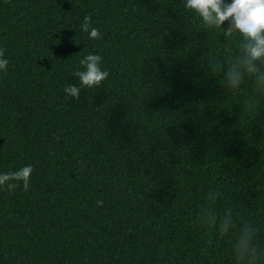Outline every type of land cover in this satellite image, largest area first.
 I'll return each instance as SVG.
<instances>
[{
	"label": "trees",
	"instance_id": "1",
	"mask_svg": "<svg viewBox=\"0 0 264 264\" xmlns=\"http://www.w3.org/2000/svg\"><path fill=\"white\" fill-rule=\"evenodd\" d=\"M242 43L184 0H0V174L33 167L0 186V264H235L248 225L264 247V91L223 81ZM88 54L109 76L77 99Z\"/></svg>",
	"mask_w": 264,
	"mask_h": 264
},
{
	"label": "clouds",
	"instance_id": "2",
	"mask_svg": "<svg viewBox=\"0 0 264 264\" xmlns=\"http://www.w3.org/2000/svg\"><path fill=\"white\" fill-rule=\"evenodd\" d=\"M185 7L195 12L208 28L224 29L226 37H232L239 33L243 38L240 54L234 62H229L227 71L223 74L226 88L235 91L240 88L245 77L254 79L259 90L264 91V70L260 67L264 64V0H184ZM228 22L225 29L223 25ZM83 32L89 34L90 38L101 37L99 30L92 26L90 15L84 17L81 25ZM5 49L0 48V71L7 72L8 59L5 58ZM102 57L98 54H88L80 60L83 70L76 71L74 75L78 78L79 85H67L64 89L69 96L79 98L81 88H94L102 84L109 76L107 70L101 67ZM208 66L216 71L217 62L211 60ZM256 103L248 102V109L255 111ZM33 172L31 165L24 166L14 172L0 174V186H6L8 191H14L23 182V189L29 190L30 176ZM102 205V201H97ZM232 218L229 214L219 222V232L227 234L232 229ZM258 229L248 225L238 230L236 239L232 246L235 264H260L264 258V247L256 242Z\"/></svg>",
	"mask_w": 264,
	"mask_h": 264
}]
</instances>
